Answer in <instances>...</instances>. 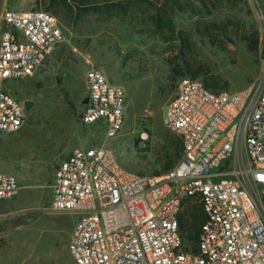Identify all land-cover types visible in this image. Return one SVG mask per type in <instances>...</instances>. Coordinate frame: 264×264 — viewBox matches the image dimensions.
Instances as JSON below:
<instances>
[{"label": "built area", "instance_id": "1", "mask_svg": "<svg viewBox=\"0 0 264 264\" xmlns=\"http://www.w3.org/2000/svg\"><path fill=\"white\" fill-rule=\"evenodd\" d=\"M261 11L262 0H253ZM65 38L59 18L39 7L0 15V131L18 130L25 103L5 81L31 75ZM88 102L80 119L104 121L116 135L125 119V88L98 65L86 72ZM165 123L183 138L168 170L123 167L104 144L74 147L57 164L52 204L78 214L69 241L76 264H264V76L237 90L215 91L182 76ZM0 171V201L21 190ZM205 212L197 250L185 247L179 214L184 197Z\"/></svg>", "mask_w": 264, "mask_h": 264}, {"label": "rangeland", "instance_id": "2", "mask_svg": "<svg viewBox=\"0 0 264 264\" xmlns=\"http://www.w3.org/2000/svg\"><path fill=\"white\" fill-rule=\"evenodd\" d=\"M186 1L178 7L174 0H117L125 7L86 11L69 24L58 16L64 40L31 75L5 81L32 106L18 130L0 131V171L22 185L17 196L0 201V264H75L69 241L78 214L52 204L56 166L74 146L104 144L136 172L169 169L164 146L174 131L164 117L182 76L203 81L206 74L230 91L264 76V0L261 11L253 0ZM42 2L0 0V15ZM91 65L127 93L114 136L104 121L79 117ZM179 65L202 75H176Z\"/></svg>", "mask_w": 264, "mask_h": 264}, {"label": "trees", "instance_id": "3", "mask_svg": "<svg viewBox=\"0 0 264 264\" xmlns=\"http://www.w3.org/2000/svg\"><path fill=\"white\" fill-rule=\"evenodd\" d=\"M116 1L117 0H43V2L41 3L43 7L39 8H44L51 11L57 17L59 16L60 18L64 19L66 21V24H69L73 17H79L81 13L86 11H97L101 7L111 8L113 5H120L121 7H125V4ZM174 2L178 7H184L185 5H187L186 0H174ZM174 72L176 75L183 73H189L192 76L202 75L199 70H196L195 68L188 65H186V68L182 65L174 67ZM205 75L206 74H203V81L209 88L215 91L223 90L219 88L220 84L217 81ZM164 148V157L167 159L166 166L173 167L183 153L182 136L175 131L172 134H169L167 144L164 146ZM204 219L205 212L200 197L195 195L185 196L183 209L179 214V221L180 230L184 238L185 247L187 249L197 250V245L200 238L201 224Z\"/></svg>", "mask_w": 264, "mask_h": 264}, {"label": "water", "instance_id": "4", "mask_svg": "<svg viewBox=\"0 0 264 264\" xmlns=\"http://www.w3.org/2000/svg\"><path fill=\"white\" fill-rule=\"evenodd\" d=\"M88 100H89V96H88V94L82 99V102L83 103H86V102H88ZM32 106V100H26L25 101V108L26 109H28V108H30Z\"/></svg>", "mask_w": 264, "mask_h": 264}, {"label": "crops", "instance_id": "5", "mask_svg": "<svg viewBox=\"0 0 264 264\" xmlns=\"http://www.w3.org/2000/svg\"><path fill=\"white\" fill-rule=\"evenodd\" d=\"M74 147H76V146H74ZM73 147V148H74ZM75 225V224H74ZM74 225H73V227H74ZM73 227H72V229H71V234H72V231H73ZM70 238H71V236H70ZM70 251V250H69ZM72 256V255H71ZM74 260V259H73ZM74 262H75V260H74ZM76 264V263H75Z\"/></svg>", "mask_w": 264, "mask_h": 264}]
</instances>
